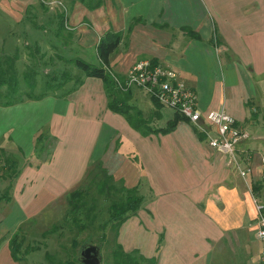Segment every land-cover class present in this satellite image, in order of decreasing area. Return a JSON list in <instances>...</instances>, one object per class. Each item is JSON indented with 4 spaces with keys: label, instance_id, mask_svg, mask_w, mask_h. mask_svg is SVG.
<instances>
[{
    "label": "crops",
    "instance_id": "crops-1",
    "mask_svg": "<svg viewBox=\"0 0 264 264\" xmlns=\"http://www.w3.org/2000/svg\"><path fill=\"white\" fill-rule=\"evenodd\" d=\"M97 2L93 13L84 9L80 24L91 23L95 54L104 33H120L107 69L121 73L139 59L171 66L196 94L201 113L229 114L248 133L242 146L254 151L249 181L258 183L256 196L264 202L256 153L264 145V0ZM87 45L86 37L80 46ZM77 78L80 84L69 81L60 94L49 90L0 101V149L27 161L10 182V199L0 203L6 212L0 211V220L7 216L8 228L38 218L98 161L142 197L117 229L124 252L155 256V264H219L220 258H247L248 252L259 258L253 203L225 152L210 148L185 122L167 133L141 135L107 108L99 78ZM134 93L129 102L142 116L154 114L150 99L153 109L146 114ZM7 241L0 238V264H20L10 257Z\"/></svg>",
    "mask_w": 264,
    "mask_h": 264
},
{
    "label": "rangeland",
    "instance_id": "rangeland-1",
    "mask_svg": "<svg viewBox=\"0 0 264 264\" xmlns=\"http://www.w3.org/2000/svg\"><path fill=\"white\" fill-rule=\"evenodd\" d=\"M97 1L0 0V79L5 78L6 81L14 84V88L10 86L11 88L8 90L5 84L0 85V101L21 98L26 94L39 96L49 90L50 92L55 91L56 94L63 93L65 91L63 87L67 84L56 90L53 89L59 83L64 82L65 75H68L72 82L82 74L70 59L80 58L92 65L99 64L94 51L96 37L92 33L93 27L91 23L87 26L80 24L85 17L82 15H86L85 5H94L89 9L93 10L100 6ZM80 27H85L87 33L84 32L85 30L80 31ZM86 37L88 45L81 47L80 44ZM215 38H217V34L211 32L210 39L214 40ZM30 80L33 82V86H30ZM131 91L135 92L134 95L139 94L138 97L143 99L141 102L146 114L149 109H153L142 91L135 88H131ZM128 103L132 104L129 101ZM157 110L160 112L158 118L154 114L148 116L154 127L165 125L166 120L171 117L173 112L172 109L165 106H159ZM256 149L257 154L263 153L264 145L258 144ZM0 154L2 159L4 156L15 159L11 170L10 166L6 168V164L0 163V176L3 177L2 179L0 177L1 194L6 190L7 176L12 174V170L18 173L27 161L23 157L9 152ZM248 179H246L247 183ZM243 182L245 183V181ZM244 185L247 187L246 183ZM246 190L249 198L254 195L252 191L249 192L247 188ZM65 194L59 197L51 207L45 209L38 218H27L21 226L14 227L13 230L7 227V225L10 226V221L5 219L7 216H4L3 220H0V238L8 240L15 233L16 239L21 243L18 253L21 258L20 264H81L77 260V256L84 243L95 244L99 247L100 264H113L110 254L114 250L112 232L109 224L105 225L107 203L101 199L98 200L92 223L87 224L86 220L81 218L80 223H84V227L78 229L72 224L71 218L66 215ZM255 198L263 202L260 195ZM2 202L4 201H0V203ZM0 211L2 214L6 213L1 208ZM6 211L9 210L6 209ZM0 218L2 219V216ZM101 235L103 237H100ZM250 237L252 236L250 235ZM46 254L51 258L50 263L45 259ZM244 255L245 253H242L231 259L223 257L220 258V262L222 264L227 261L228 264L259 263L258 255H252L250 252H248L247 258ZM220 262L218 263L220 264Z\"/></svg>",
    "mask_w": 264,
    "mask_h": 264
},
{
    "label": "trees",
    "instance_id": "trees-1",
    "mask_svg": "<svg viewBox=\"0 0 264 264\" xmlns=\"http://www.w3.org/2000/svg\"><path fill=\"white\" fill-rule=\"evenodd\" d=\"M87 9H91L94 5H85ZM188 35L191 37H196V35L187 30ZM120 39V33L118 32H106L104 33L96 43V54L99 60L98 65H92L80 58L70 59L72 64L79 68L81 72L88 77L99 78L102 81L103 91L106 97V106L109 110L120 114L129 124V126L137 131L141 135H147L150 132H161L167 133L173 130L177 123L188 121L181 117L177 112H172L171 117L166 121L165 125L161 128H154L150 123L151 118H144L142 116L141 110L136 106L129 104L130 90L121 91L115 85L111 76L106 71L108 66V56L116 48ZM154 62V61H153ZM1 74V73H0ZM64 82L57 85L56 89L60 88L65 83L69 82L71 79L68 75H65ZM5 78L0 79V85L5 84L7 90L14 88V84L6 81ZM74 84H80V79L75 78L72 81ZM30 86H33V82L30 80ZM26 97H31L32 95L26 94ZM14 99H8L5 103H10ZM156 111H154V116L157 115V108L160 106L153 99H150ZM192 129L196 132V130ZM198 139H203L204 136L199 132H196ZM41 135H38L36 139H40ZM0 153L5 154L3 150L0 149ZM1 156V154H0ZM2 162V163H1ZM1 164H6V168L15 164V159L0 158ZM1 170V168H0ZM17 175V172L12 170V174L7 176L8 183L6 185V190L0 194V201L7 202L10 199L9 187L10 182ZM1 177V176H0ZM3 177H1L2 179ZM258 190V183H251V191L256 196ZM107 203V219L105 225L109 224L110 230L112 232V242L114 245V250L111 251V257L113 264H155V256L145 258L134 250L132 252H124L119 243L116 242L117 229L120 223L130 214H133L142 201V197L137 193L136 188H126L122 185L120 180H114L110 174L101 166L100 162H94L92 167L86 173L85 179L77 185L72 191H70L66 197L67 211L66 215L71 218L72 224H74L78 229L84 227V223H80L81 218L85 219L87 224L92 223L95 218V212L97 210L98 200ZM85 224V225H87ZM103 226V225H102ZM100 237H103L101 235ZM8 249L12 260L20 261L21 258L18 256L20 251V240L18 241L15 237V233L8 239ZM22 242V241H21ZM45 259L50 263V256L45 255Z\"/></svg>",
    "mask_w": 264,
    "mask_h": 264
},
{
    "label": "built area",
    "instance_id": "built-area-1",
    "mask_svg": "<svg viewBox=\"0 0 264 264\" xmlns=\"http://www.w3.org/2000/svg\"><path fill=\"white\" fill-rule=\"evenodd\" d=\"M114 85L121 91L131 88L142 91L149 99L165 106L184 117L193 128L201 133L210 148L226 153L229 163L238 176L245 181L251 192V150L242 146L248 133L223 109H211L201 113L196 94L178 77L168 65L147 59L134 60L122 73L106 69ZM260 164V180L264 182V152L257 154ZM254 207V236L260 244L259 261L264 264V202L251 196Z\"/></svg>",
    "mask_w": 264,
    "mask_h": 264
},
{
    "label": "water",
    "instance_id": "water-1",
    "mask_svg": "<svg viewBox=\"0 0 264 264\" xmlns=\"http://www.w3.org/2000/svg\"><path fill=\"white\" fill-rule=\"evenodd\" d=\"M77 260L81 264H100L99 247L95 244L84 243L78 251Z\"/></svg>",
    "mask_w": 264,
    "mask_h": 264
}]
</instances>
